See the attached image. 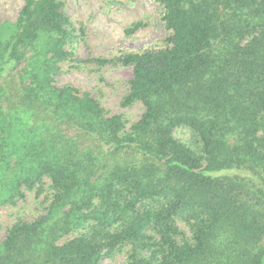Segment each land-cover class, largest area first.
<instances>
[{
  "label": "trees",
  "instance_id": "trees-1",
  "mask_svg": "<svg viewBox=\"0 0 264 264\" xmlns=\"http://www.w3.org/2000/svg\"><path fill=\"white\" fill-rule=\"evenodd\" d=\"M67 1L25 0L0 25V207L53 192L9 230L0 264L122 250L125 264H263L264 0H155L172 34L121 58L133 68L124 105L144 107L132 124L55 85L74 39Z\"/></svg>",
  "mask_w": 264,
  "mask_h": 264
},
{
  "label": "rangeland",
  "instance_id": "rangeland-1",
  "mask_svg": "<svg viewBox=\"0 0 264 264\" xmlns=\"http://www.w3.org/2000/svg\"><path fill=\"white\" fill-rule=\"evenodd\" d=\"M24 5L25 0H0V25L15 23ZM64 12L72 24L74 39L71 37L67 46L70 56L61 63L55 85H71L90 93L108 115L121 116L128 124L138 121L144 107L139 103L124 105L133 68L123 64L121 58L158 52L168 46L172 33L165 27L159 4L155 0H68ZM176 136L189 144L194 140L185 128L178 129ZM51 193L48 185L42 193L37 187L27 191L16 205L0 207V243L16 222L33 221L43 215ZM178 226L191 239L187 225L180 221ZM128 252L105 256L98 264H125Z\"/></svg>",
  "mask_w": 264,
  "mask_h": 264
}]
</instances>
